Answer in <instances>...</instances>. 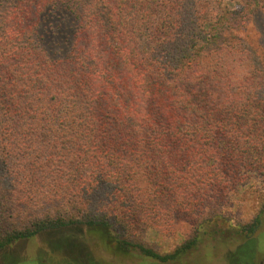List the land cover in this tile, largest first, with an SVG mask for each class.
Wrapping results in <instances>:
<instances>
[{
    "label": "trees",
    "instance_id": "1",
    "mask_svg": "<svg viewBox=\"0 0 264 264\" xmlns=\"http://www.w3.org/2000/svg\"><path fill=\"white\" fill-rule=\"evenodd\" d=\"M0 19V252L44 232L88 227L161 262L223 221L264 173V0H74L70 49L29 40L39 5ZM253 32V33H252ZM189 233L161 254L138 228Z\"/></svg>",
    "mask_w": 264,
    "mask_h": 264
},
{
    "label": "rangeland",
    "instance_id": "2",
    "mask_svg": "<svg viewBox=\"0 0 264 264\" xmlns=\"http://www.w3.org/2000/svg\"><path fill=\"white\" fill-rule=\"evenodd\" d=\"M15 2L17 0H0V19ZM38 7L41 8L37 29L28 39L54 55H64L79 25L73 10L74 0H58ZM257 25L260 29L264 26V16L258 17ZM251 176L247 185L220 206L229 213L233 223L250 222L264 200V173ZM178 222L176 229L138 228L133 239L161 254L172 252L190 231L188 221ZM0 264H264V216L261 228L248 238L223 221L209 224L195 247L180 258L164 263L139 248H117L94 230L77 227L44 232L15 242L0 252Z\"/></svg>",
    "mask_w": 264,
    "mask_h": 264
}]
</instances>
